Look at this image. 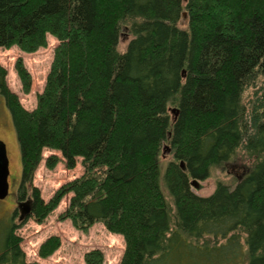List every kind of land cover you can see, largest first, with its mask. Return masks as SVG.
Returning a JSON list of instances; mask_svg holds the SVG:
<instances>
[{
	"label": "trees",
	"instance_id": "obj_1",
	"mask_svg": "<svg viewBox=\"0 0 264 264\" xmlns=\"http://www.w3.org/2000/svg\"><path fill=\"white\" fill-rule=\"evenodd\" d=\"M49 36L58 45L33 110L0 63L22 182L47 149L62 155L47 166L81 159L84 174L48 203L33 188L28 218L44 221L72 194L62 218L122 235L120 264H264V0H0L1 49L36 53ZM15 69L29 93L21 58ZM239 153L250 166L235 186L193 192ZM25 220L4 228L0 264H40L26 261L16 234ZM59 245L47 239L41 256ZM85 260L101 264L103 253Z\"/></svg>",
	"mask_w": 264,
	"mask_h": 264
},
{
	"label": "rangeland",
	"instance_id": "obj_2",
	"mask_svg": "<svg viewBox=\"0 0 264 264\" xmlns=\"http://www.w3.org/2000/svg\"><path fill=\"white\" fill-rule=\"evenodd\" d=\"M185 26L184 23H180L179 27L185 29ZM127 39L124 38L121 41L119 46L121 51L125 50ZM57 45V40L49 36L47 47L32 54L21 52L17 47L9 50L0 48V63L7 69L8 86L19 97L20 102L27 110L36 108L37 95L44 91ZM19 58L23 60L24 66L32 78L29 93H24L15 69ZM170 109L173 110V107ZM4 147L10 163L9 183L11 194L4 201L0 200V248L2 247L1 238L4 228L9 225V222L21 223L17 217L14 219L11 216L16 207L19 194L31 198L32 189L36 188L39 190L42 200L48 203L61 187L84 174L81 159H78L74 169H67L63 160L55 164L54 167L47 166L46 161L52 155L62 159L60 152L47 149L43 153L42 161L35 170L32 180L27 182V186L24 187L21 153L13 120L4 97L0 95V166L5 154ZM172 160V152L161 154V183L163 192L169 202H171L170 195L163 178L167 165ZM249 166L250 163L246 157L239 153L223 168L212 170L208 179L197 181V187H192V190L199 196L207 197L214 192L218 181L235 186L237 179L248 171ZM71 197L72 194L63 197L60 204L44 221L39 222L34 218H27L23 226L17 230L16 234L22 239L21 248L25 253L26 261L40 264H88L85 260L86 254L99 250L103 253L101 264H120L125 251V241L122 235L109 232L102 223H96L87 230H80L74 226L70 219L62 218L69 206ZM51 237H58L60 245L48 256L42 257L40 254L41 246Z\"/></svg>",
	"mask_w": 264,
	"mask_h": 264
},
{
	"label": "water",
	"instance_id": "obj_3",
	"mask_svg": "<svg viewBox=\"0 0 264 264\" xmlns=\"http://www.w3.org/2000/svg\"><path fill=\"white\" fill-rule=\"evenodd\" d=\"M183 17H186V13H183ZM173 114H177V109H173L172 110ZM6 148L4 147V152H5ZM166 152H171V149L169 148V146L164 147L163 150V154H165ZM7 153L5 152L4 157H3V161L2 164L0 166V200L5 199L8 194H9V181L8 178L10 177V163H9V159L6 155ZM181 166L184 167L183 163H181ZM198 182L196 180H194L192 182V187H197ZM19 212H20V220H25L29 217V215L31 214V206L29 202H24L19 204L18 206Z\"/></svg>",
	"mask_w": 264,
	"mask_h": 264
},
{
	"label": "flooded vegetation",
	"instance_id": "obj_4",
	"mask_svg": "<svg viewBox=\"0 0 264 264\" xmlns=\"http://www.w3.org/2000/svg\"><path fill=\"white\" fill-rule=\"evenodd\" d=\"M10 178V177H9ZM9 178H8V181H9ZM9 185H10V183H9ZM22 186V185H21ZM20 186V187H21ZM11 194V192H10V187H9V194H8V196ZM7 196V197H8ZM1 201H4V200H1ZM24 202H29L30 203V206H31V211H32V208H33V204H34V199H33V197H31V198H28L27 196H21L20 194L17 196V202H16V207H15V209H14V211L12 212V214H11V216H13L12 218H18L19 219V217H20V212H19V209H18V206H19V204H21V203H24ZM20 220V219H19Z\"/></svg>",
	"mask_w": 264,
	"mask_h": 264
}]
</instances>
